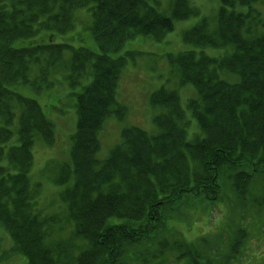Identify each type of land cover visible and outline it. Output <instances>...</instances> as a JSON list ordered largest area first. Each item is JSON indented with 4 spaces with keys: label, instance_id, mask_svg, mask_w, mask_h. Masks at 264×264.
I'll return each instance as SVG.
<instances>
[{
    "label": "trees",
    "instance_id": "obj_1",
    "mask_svg": "<svg viewBox=\"0 0 264 264\" xmlns=\"http://www.w3.org/2000/svg\"><path fill=\"white\" fill-rule=\"evenodd\" d=\"M149 1L0 0V160L3 144L13 136L16 112L22 113L19 143L6 152L9 166L0 167V223L27 264H146L158 253L152 249L160 247L165 264L176 247L184 248L177 263L246 264V235L234 228L223 246L209 250L205 239L171 243L166 233L168 219L183 201L217 203L228 187L240 198L250 195L253 200L256 191H263L264 198V28L236 11L257 0H221L217 31L208 33L203 25L185 35L186 42L202 48L231 46L222 58L189 51L172 61L179 67L181 86H192L198 96L188 109L199 134L189 139V117L178 92L162 89L152 97L153 104L165 109L155 119L159 135L125 129L107 160L96 157L105 120L113 112L119 118L125 112L117 101L125 59L90 48L66 58L74 36H64L74 26L75 11L90 8L94 38L108 53L137 35L161 39L174 19L194 13L189 0H175L171 17ZM55 69H70V85L79 84L85 73L92 77L77 94L73 169L64 168L65 179L70 174L74 179L61 193L75 231L62 243L54 242L50 228L55 216L46 224L35 218L36 195L28 175L36 137L52 143L54 127L35 99L16 91L18 85L47 84ZM76 239L86 245L79 253L72 247Z\"/></svg>",
    "mask_w": 264,
    "mask_h": 264
},
{
    "label": "rangeland",
    "instance_id": "obj_2",
    "mask_svg": "<svg viewBox=\"0 0 264 264\" xmlns=\"http://www.w3.org/2000/svg\"><path fill=\"white\" fill-rule=\"evenodd\" d=\"M170 1L162 0L163 7L160 8L164 11L168 9ZM192 2L200 10L199 15L188 20H177L174 30L164 40L158 42L150 36H138L127 42L118 51L111 53L115 58L125 56L127 61L120 84L117 87V100L124 108H127V115L123 121H118L115 116H111L104 122L100 132L101 149L98 153L99 159L103 160L108 157L111 149L121 141L120 132L126 127L137 126L146 130L148 134L158 133L155 119L161 116L165 109L162 110L161 107L150 102L152 94H156L162 89L176 91L180 95L183 105H186L187 100L195 95L192 87L181 86L178 77L179 67H172L171 57L184 50L194 48L192 44H183L182 35L199 23L202 18L207 20L210 27L215 26V19H217L221 0H192ZM258 6H243L241 9L247 12L251 8H260L262 17H264V0ZM85 10H80L77 13V26L68 35L74 36L70 44L74 51L80 48H90L100 53L91 32L87 30L92 25L93 19ZM81 34L84 41L78 42ZM73 50L70 49L69 51L72 53ZM206 51L209 54L216 53V50H208V48ZM55 73H58L55 78L53 79L51 75L52 79H50L54 85L46 90L39 91V93L25 87V85L16 86V91L39 102L44 111L50 115L56 128L55 145L52 144L51 148L37 145L34 158L35 164L32 173L29 174V189L31 191L34 190V195H36L33 210L36 217H34L45 224L46 219L50 216L44 212L58 214L60 218H63V222L67 220V209L62 203L63 197L61 198V193H66L67 188L72 185L73 175L70 174L68 179H65L64 165L70 160L71 138L76 130V103L73 95L81 91L82 86L76 83L69 86V79H67L70 74L69 69L58 70L57 72L52 71L53 75ZM88 77H90L89 74L85 73L79 80L80 84H88L90 81ZM21 114L18 113L15 118L18 123L20 122ZM197 131L196 123L193 122L190 127V134ZM256 182H258V179L254 183ZM228 188H225L223 193L225 200L222 203L218 202L217 205V203L211 201H203L204 206L208 204L217 205L214 208L210 206V211L201 210L200 205H197L199 210H194L193 214H191L193 210H190L189 213L187 209H184L188 212V215L184 219L175 218L173 220L174 226L169 232L173 233L175 231L179 233L181 231L185 236L183 237L190 241L206 235L214 240L215 248H220L227 241L230 231L239 226L241 215L245 214L247 219L245 221L242 220V224H246L249 228L248 231L251 236L250 246L254 247L256 243L261 241L262 243L255 250L258 252L255 256L257 261L264 260V226L255 228V220L259 219V222L264 223V212H258V209H252V207L250 209L248 204L241 208H233L232 201L226 200L231 199ZM31 195L33 194L31 193ZM261 197L262 194L259 196V200ZM232 198L234 199L235 196H232ZM195 201H192L191 204H194ZM7 202H11L9 198ZM248 202L252 203V200L249 198ZM220 223L222 224L220 225ZM50 228L55 238L54 242L62 243V241H68L74 235L71 225L67 226L66 224L59 228V237L56 236L57 227L52 229L51 225ZM171 233L168 234L172 236ZM219 235L222 236V241L220 242L218 240ZM256 236H259V238L257 239ZM0 239V264L26 263L23 256L13 249L15 246L14 240L2 227L0 228ZM75 243L72 244L75 252L83 250L86 246L85 244L80 245L82 242L79 239H76ZM219 243H222V245L217 246ZM247 255L250 258V250H247ZM246 259L247 256L245 261ZM261 264H264V261Z\"/></svg>",
    "mask_w": 264,
    "mask_h": 264
}]
</instances>
